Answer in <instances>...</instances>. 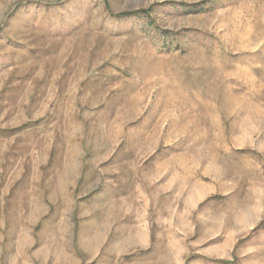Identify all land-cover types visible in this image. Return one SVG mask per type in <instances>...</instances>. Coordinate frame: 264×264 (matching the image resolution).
I'll use <instances>...</instances> for the list:
<instances>
[{"label":"rangeland","instance_id":"374dc122","mask_svg":"<svg viewBox=\"0 0 264 264\" xmlns=\"http://www.w3.org/2000/svg\"><path fill=\"white\" fill-rule=\"evenodd\" d=\"M0 264H264V0H0Z\"/></svg>","mask_w":264,"mask_h":264},{"label":"trees","instance_id":"16d2710c","mask_svg":"<svg viewBox=\"0 0 264 264\" xmlns=\"http://www.w3.org/2000/svg\"><path fill=\"white\" fill-rule=\"evenodd\" d=\"M136 13H137V15H140V14H142V13H144V12H140V11H139V12H136Z\"/></svg>","mask_w":264,"mask_h":264}]
</instances>
